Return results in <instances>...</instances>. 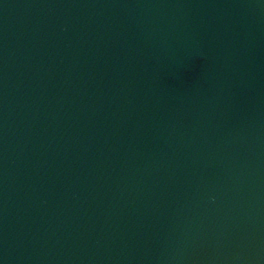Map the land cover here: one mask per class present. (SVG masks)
I'll return each instance as SVG.
<instances>
[{"label":"water","instance_id":"water-1","mask_svg":"<svg viewBox=\"0 0 264 264\" xmlns=\"http://www.w3.org/2000/svg\"><path fill=\"white\" fill-rule=\"evenodd\" d=\"M0 264H264V0H0Z\"/></svg>","mask_w":264,"mask_h":264}]
</instances>
